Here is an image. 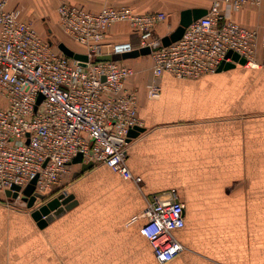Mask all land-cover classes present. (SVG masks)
<instances>
[{
    "label": "crops",
    "instance_id": "1",
    "mask_svg": "<svg viewBox=\"0 0 264 264\" xmlns=\"http://www.w3.org/2000/svg\"><path fill=\"white\" fill-rule=\"evenodd\" d=\"M63 1L92 11L105 3L164 10L169 19L156 29L163 37L179 23L182 9L208 8L212 0H10L9 8H20L44 37L80 51L60 26ZM179 3L176 13L172 6ZM231 17L261 28L264 2ZM107 40L137 43L126 23L113 25ZM256 59L258 66L239 63L198 78L166 72L157 98L146 92L151 55L123 59L136 69L128 85L139 88L144 128L130 138L127 162L142 181L103 164L75 175L81 164L73 162L63 187L77 203L44 227L30 207L8 204L6 190L0 191V264H264L262 41ZM173 187L185 205V226L176 232L185 248L161 263L141 233V213L154 193ZM134 215L141 216L132 221Z\"/></svg>",
    "mask_w": 264,
    "mask_h": 264
},
{
    "label": "built area",
    "instance_id": "2",
    "mask_svg": "<svg viewBox=\"0 0 264 264\" xmlns=\"http://www.w3.org/2000/svg\"><path fill=\"white\" fill-rule=\"evenodd\" d=\"M9 2L0 0V191L13 185L20 190L17 197L6 198L8 204H24L22 190L34 178L36 192L70 193L63 184L79 153L83 161L106 165L139 184L141 176L127 162L129 131L142 125L139 88L128 85L136 69L123 59L96 57L161 44L156 29L168 21V13L139 12L131 5L110 3L92 11L61 2L62 30L89 55L83 66L41 35L20 8H9ZM263 2L212 0L207 13L186 26L179 39L149 54L153 64L147 96H160V78L166 72L198 78L217 71L224 62L239 64L229 51L245 58L244 65L258 66L256 55L260 41L264 44V26L250 27L231 14L247 4ZM118 23L128 25L137 43L107 40L109 29ZM184 207L173 187L154 193L141 213L145 218L141 233L158 262L172 260L185 248L176 235L185 226Z\"/></svg>",
    "mask_w": 264,
    "mask_h": 264
},
{
    "label": "water",
    "instance_id": "3",
    "mask_svg": "<svg viewBox=\"0 0 264 264\" xmlns=\"http://www.w3.org/2000/svg\"><path fill=\"white\" fill-rule=\"evenodd\" d=\"M207 13V8L205 7H193V8H184L180 12V20L178 26L169 34H166L161 38V44L157 46H145L140 48H135L132 51L116 53V54H100L96 57L97 60H119L126 58H136L143 55L150 54L153 50L158 49L162 45H168L172 41L179 39L186 26H188L193 20L198 19ZM51 43H55L58 48L65 53L66 55L76 59L79 64L86 66L89 60V55L82 51H77L71 46H69L64 41L58 40V38H48ZM228 55H232L234 61L245 64V58H241L238 53L229 51ZM236 66L235 62H224L218 70L233 68ZM41 97V96H40ZM144 130L141 126H136L129 131V138L136 136L139 131ZM74 163H80L81 169L75 173V175L81 174L94 166V162L83 161L82 153H79L74 159ZM35 182L36 178L32 180L22 190V199L28 203V206L32 209V216L38 223L40 227L46 226L49 222L53 221L56 217L60 216L66 210L72 208L77 200L75 199L74 193H64L61 192L57 196L51 194H44L35 191ZM14 189V190H13ZM20 186L13 185L12 188L7 189L6 193L8 197H17ZM41 201V202H39ZM40 203L37 205V203Z\"/></svg>",
    "mask_w": 264,
    "mask_h": 264
},
{
    "label": "rangeland",
    "instance_id": "4",
    "mask_svg": "<svg viewBox=\"0 0 264 264\" xmlns=\"http://www.w3.org/2000/svg\"><path fill=\"white\" fill-rule=\"evenodd\" d=\"M211 2H212V1H211ZM180 5H182V4H180V3H179V4H173L172 7L176 10V11L174 10L176 13H177V10L180 9ZM168 15H169V14H168ZM178 24H179V23H178ZM178 24L176 25V27L178 26ZM176 27H175V28H176ZM175 28H174V29H175ZM174 29H173V30H174ZM173 30H172V31H173ZM170 33H171V32H170ZM67 37H68V36H67ZM69 42H70V41H69ZM73 42H74V43H73ZM73 42H70V44L73 45L74 47H76V49H79V50L81 51V49H82L83 47H82L79 43L75 42L74 40H73ZM151 57H152V56H151ZM152 61H153V60H152ZM98 165H101V164H98ZM67 181H68V180H67ZM70 181H71V182L74 181V178L71 179ZM70 181H69V184L71 183ZM64 183H65V182H64ZM66 185H68V184L66 183ZM24 201H25V200H24ZM14 203H15V204H18V205H21V207H23V208H27V207H29L27 202L24 203V204L21 203V202H19V201H18V202H14ZM26 206H27V207H26ZM30 209H31V208H30ZM31 210H32V209H31Z\"/></svg>",
    "mask_w": 264,
    "mask_h": 264
}]
</instances>
